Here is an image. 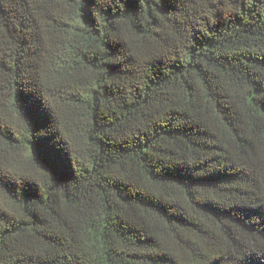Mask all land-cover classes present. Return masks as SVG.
<instances>
[{"label":"trees","instance_id":"trees-1","mask_svg":"<svg viewBox=\"0 0 264 264\" xmlns=\"http://www.w3.org/2000/svg\"><path fill=\"white\" fill-rule=\"evenodd\" d=\"M0 264H264V0H0Z\"/></svg>","mask_w":264,"mask_h":264}]
</instances>
